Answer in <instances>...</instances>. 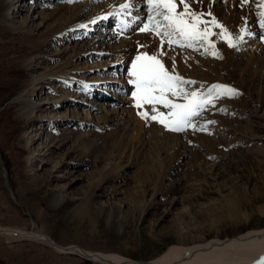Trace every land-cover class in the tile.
Returning <instances> with one entry per match:
<instances>
[{"label":"rangeland","instance_id":"374dc122","mask_svg":"<svg viewBox=\"0 0 264 264\" xmlns=\"http://www.w3.org/2000/svg\"><path fill=\"white\" fill-rule=\"evenodd\" d=\"M109 1L12 0L7 16L17 26L28 23L27 27L33 29V40L37 39L31 44L27 35L5 26L0 17V226L33 231L32 218L37 229L60 246L76 245L86 251L114 253L140 262L159 257L171 246L185 242L192 245L190 239L205 243L263 229L262 0H188L193 11L205 14L202 17L205 21H211L214 16L207 15L210 12L204 6L213 10L219 7L227 18L234 19L236 26L231 24L233 27L228 28V32L235 46H229L217 35L219 28L209 24L213 33L209 39L214 49L206 51L208 45L200 42L192 47L168 46L165 42L164 54L158 58L170 71L183 65L181 71L175 72L195 82L184 85L187 91L207 92L210 86L219 84L236 89L238 95L216 97L193 118L195 130L188 127L182 132L170 131L156 121L143 119L139 113L144 110L151 113V106L137 108L135 103L129 105L127 99L123 104H115L113 97L96 101L118 111L116 125L103 123L102 119L86 121L87 114L102 113L86 106L81 94L75 95L78 99L75 104L65 106V102L59 100L65 92H77L76 88L73 90L53 76L37 81L35 89L30 86L33 76L63 61L74 45L87 47L103 27L89 24L90 32L76 29L66 38L45 43L38 37L46 34L58 20L67 18L68 7L86 2L89 6L82 15H89L93 6ZM111 2L121 5L127 0ZM37 5L40 8H34ZM138 5L132 3L134 7L128 11L142 7L140 28L149 8L146 0ZM2 7L0 0V14ZM134 10L131 13L137 12ZM177 11H183L179 0ZM42 12L47 14L46 22L42 27H35L37 21L29 19ZM53 13L55 16L50 15ZM244 27L251 36L241 32ZM131 33L130 48L125 52H122L124 45L117 48L118 52H108L104 50L108 48L104 40L96 41L89 49L90 56L74 63L78 67L98 62L110 63V66L79 71L76 75L84 80L92 77L93 81L110 82L111 71L118 67L115 66L118 63L113 65L117 57L130 56L134 61L144 52L159 54L160 37L141 31L135 34V30ZM222 41H225L224 46ZM118 42L110 45L116 47ZM65 48L68 50L63 56L54 54ZM96 51L102 52L97 54ZM212 51L217 54L212 55ZM33 53L36 55L27 66L25 60ZM127 64L122 65L123 69L128 66L126 71L130 67V72L132 64ZM129 72L123 82L115 86L126 85L132 79ZM131 87L135 90L133 85L125 92L129 97H132ZM21 92L26 96L31 94V100L36 102L37 107L30 117H25L14 100ZM170 98L185 102L183 98ZM158 108L168 111L163 106ZM57 112H65V117H54ZM77 113H81L82 120H76ZM111 166L120 167V177L101 182ZM113 186L119 188L118 192L110 190ZM57 190L61 191L59 202L51 199ZM0 264L103 263L55 250L40 241H7L0 236Z\"/></svg>","mask_w":264,"mask_h":264},{"label":"bare ground","instance_id":"6f19581e","mask_svg":"<svg viewBox=\"0 0 264 264\" xmlns=\"http://www.w3.org/2000/svg\"><path fill=\"white\" fill-rule=\"evenodd\" d=\"M2 2H3V7L1 8L0 17H1L2 22L5 24V26L11 28L13 31H18L20 33H23L24 35H27L28 36L27 41L30 44L34 42L35 40L37 41V39L33 40V36H32L33 29H31L30 26H28L29 28L27 27L28 23L17 26L9 20V16H7V11L11 7L12 0H2ZM141 2H142L141 0L139 1L131 0V3L135 5L141 4ZM88 6L89 5L86 2H84V3H79V4H75V5L68 7L67 9L68 16L67 14H65L67 18H62L58 20L56 24H54L51 27V29L47 32L48 34L47 33L42 34L38 37V39L42 41L43 43H45V41L50 40V39H57L59 37L66 38V36L72 35L73 31L76 29H84V31L88 30V32H90L89 30L92 27L90 25H94L98 23L105 24V22H109L110 13H116L115 20H119V19L123 20L124 18L126 19L125 16L126 14H128V13H125V11L120 10L119 8L120 5H116L110 0L108 3L98 5L97 7L93 6L92 10L90 11L91 13L89 15L88 14L82 15V11L87 9ZM204 7H206V9L215 17V19L220 24L224 25V27L227 30L233 27V25L232 26L230 25L235 23L233 21L234 19L232 20L231 17L227 18L226 15L221 11L219 7L214 8V10L212 7H209V6H204ZM34 8H40V5H37V7L34 6ZM195 9L200 10V7H195ZM50 15L55 16V13L50 14ZM46 19H47V14L42 12L41 14L36 15V17H32L29 20L31 22L37 21L35 27H42L44 25V22H46ZM29 20H26V21H29ZM126 22L128 24L129 21H126ZM136 22L134 23V25L136 24ZM124 23H125V20H124ZM235 26H236V23H235ZM136 27H137V24L136 26H133V24L128 26L127 27L128 31H126L125 35L123 36H121L118 31H115L113 29L107 30V32L100 34L96 39L94 38V40L91 43H89L87 47L85 46L77 47L78 45L76 46L74 45V47L71 46L73 47V48H70L71 53L67 55V57L63 61L59 63H55V65L53 66L51 65L50 68H46L45 71H41L37 75L33 76L30 81V86L33 85V89H35L36 82L46 77L51 78L53 76L54 79L57 78L58 80H63V82H65L69 87H73L74 88L73 90H75L76 88V91H77L72 94L69 93L70 91L67 93L65 92V94H63V96L60 97L59 100H62V102H65L64 104L65 106L67 104H75V102H78V99L76 98V96L81 94L80 96L81 98L84 99L83 103L86 106H88L90 109L94 111H100L102 113L101 115H98V114L93 115L89 113L86 115V118L84 117L85 120L93 121V119H97L98 121V119L99 120L102 119L103 123H107V124L110 123L108 125L113 126L115 124V118L118 115V111L107 109L105 106H102L103 104L101 105L96 100L99 98H103V95L106 94V96L108 95L107 97L115 98L116 100L115 104H121V103L123 104L126 102V99H127L128 100L127 103H129V105L131 104L132 106V104L135 103L133 102L134 98L133 96L129 97L125 92H128L127 87L133 86V85L130 84L128 81L126 85H122L120 87L115 86L116 82L117 83L123 82L122 81L123 75L121 73L115 72V70L111 71L112 73H114V75L112 77V80L110 79V82L101 81L98 79L93 81L92 77H89L88 80L86 79L84 80V78L81 79L78 77V75H76L79 71H84V70L92 71V70H96L97 68L99 69L101 67L102 69H107L108 67L106 68V66H110V63L100 64L98 62L97 64L93 63L89 65L86 63H83L82 66L78 67L77 63L75 64L74 62L82 59L83 57H87V56L89 57L90 55L88 52H89L90 47L96 45L97 44L96 41H100V40L101 41L104 40L106 42V47L108 48L104 50H108V52H110V50L112 52L113 50L115 52H118L119 50H117V48H121L123 45H124V48L122 49V52L127 51L130 48L128 46L130 43V38H131L130 35L133 34L131 32H134V30L136 32L135 34L140 32L138 29H135ZM217 31L216 33L217 35H219V33L222 30L219 28ZM84 34H87V33L84 32ZM115 40L116 41L119 40L117 44L118 47L117 46L112 47L113 45H110V43L113 41L115 42V45H116ZM120 43L121 45L119 46ZM221 43H223V46H224L225 41H222ZM67 50L65 48L62 50V52L54 51V54H57V55L61 54V56H63ZM101 52L102 51H96L95 53L100 54ZM35 55L36 54L33 53L31 56H29L25 60V62L27 63V66L31 64V61ZM120 55L124 56L123 53H120ZM128 59L131 65L133 63V60L131 59L130 56ZM124 60L125 59L123 57L119 56L117 57L115 62H113L114 64L113 63L111 64L115 65L118 63L120 66H122L124 63ZM257 61L260 62L259 60ZM127 67L128 66H126V68ZM182 68H183V65H179L177 66L175 70L181 71ZM129 69H128V72H129ZM100 84L102 86H100ZM96 90L103 92L101 97H99L98 94H96ZM30 96L31 94L30 95L28 94L26 96L25 93L21 92L14 97L16 105L21 107L20 110H22L25 117L32 116L37 107L36 102H33ZM114 113H116V115ZM65 114H66L65 112H57L56 114H54V117L62 118V117H65ZM77 114L78 115H76V120H82L83 116L81 115V113L80 114L77 113ZM46 115L52 116L51 114H46ZM118 169H120V167L111 166L109 168L108 174H105L103 176V179H101V182H103L104 180L113 181L114 179L119 178L120 176H118V172H119ZM96 185H98V183ZM118 189L119 188L116 186L110 187V190L113 192H118ZM60 192L61 191L57 190L55 193L52 194V197H51L52 201L59 202L61 200L62 197L60 195L61 194ZM33 226L35 227L33 231H27L22 228H14V227L11 228V227H1L0 226V236L5 238L7 241L18 240V239H30V240L40 241V242H43L49 245L55 250H58L61 252L69 251L74 254H78V255L80 254L82 256L85 255L86 257L90 258L89 260H93L95 262H101L103 264H257V262L264 259V228L260 230L259 229L250 230L236 237L225 238V239H211L209 241H206L205 243H201L194 239H190V241L193 243L192 245H187L185 244L186 243L185 242V243H182L181 245L179 244L178 246H171L164 253H162L159 257L152 259L150 261L140 262V261H134V260L128 259L126 257L120 256L114 253L86 251L76 245H71V246H66V247L60 246L56 244L52 239H50V237L47 236L45 233L39 231L37 227L35 226V224H33Z\"/></svg>","mask_w":264,"mask_h":264},{"label":"snow or ice","instance_id":"6c2138e0","mask_svg":"<svg viewBox=\"0 0 264 264\" xmlns=\"http://www.w3.org/2000/svg\"><path fill=\"white\" fill-rule=\"evenodd\" d=\"M146 3L149 14L139 31L154 33L160 37L161 50L159 54L141 53L135 57L132 63L129 72L132 79L129 80V83L135 87L132 92L135 106L137 108H143L145 105L151 106V113L144 110L139 115L145 120L150 119L160 123L170 131L182 132L188 127L195 130L196 125L192 122L193 118L199 115L208 104L213 103L216 97L235 96L238 95V92L227 85L219 84L210 86L207 92L187 91L184 85L195 82L186 80L174 69L170 71L158 56L164 54L163 45L165 42L168 46L178 44L187 47H192L194 43L200 42L208 45L206 51L208 48L214 49L215 45L209 39L213 35L208 27L209 24L222 30L219 35L228 42L229 46H235L232 34L215 17L211 21L203 20L202 17L205 14L193 11L188 0H179V4L183 5V11H177L178 0H146ZM260 6L264 7V0ZM130 7H132L131 0H127L126 3L119 6L121 11ZM115 14L110 13V15ZM207 15L211 16V13H207ZM261 15L264 16V13ZM202 24L203 28L200 27ZM260 26L264 28V19H261ZM241 32L247 33L249 36L252 35L246 27L242 28ZM239 39L242 40L243 35ZM216 54L215 51H212V55ZM170 97L183 98L185 102L178 103ZM158 106H163L168 111H160ZM209 123H213V121H209ZM257 264H264V259Z\"/></svg>","mask_w":264,"mask_h":264},{"label":"water","instance_id":"95a60500","mask_svg":"<svg viewBox=\"0 0 264 264\" xmlns=\"http://www.w3.org/2000/svg\"><path fill=\"white\" fill-rule=\"evenodd\" d=\"M5 185H6L7 189L9 190V193H10L11 197L13 198L14 202H16V199H15V196L13 194L12 188L9 186V184L7 183L6 180H5ZM31 220L33 221V224H35V221L32 218H31ZM81 257H83L85 259H88V260L90 259V258L86 257L85 255H83V256L81 255Z\"/></svg>","mask_w":264,"mask_h":264}]
</instances>
